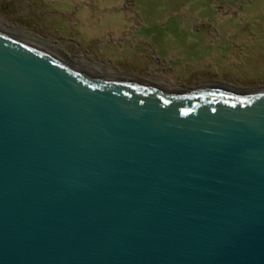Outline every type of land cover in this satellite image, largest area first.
Here are the masks:
<instances>
[{
  "label": "water",
  "instance_id": "obj_1",
  "mask_svg": "<svg viewBox=\"0 0 264 264\" xmlns=\"http://www.w3.org/2000/svg\"><path fill=\"white\" fill-rule=\"evenodd\" d=\"M0 264H264V87L89 75L0 30Z\"/></svg>",
  "mask_w": 264,
  "mask_h": 264
},
{
  "label": "rangeland",
  "instance_id": "obj_2",
  "mask_svg": "<svg viewBox=\"0 0 264 264\" xmlns=\"http://www.w3.org/2000/svg\"><path fill=\"white\" fill-rule=\"evenodd\" d=\"M0 30L89 75L264 87V0H0Z\"/></svg>",
  "mask_w": 264,
  "mask_h": 264
}]
</instances>
